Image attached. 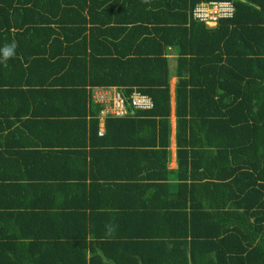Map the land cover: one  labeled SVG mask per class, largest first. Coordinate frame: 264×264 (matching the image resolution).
Listing matches in <instances>:
<instances>
[{
	"label": "trees",
	"instance_id": "obj_1",
	"mask_svg": "<svg viewBox=\"0 0 264 264\" xmlns=\"http://www.w3.org/2000/svg\"><path fill=\"white\" fill-rule=\"evenodd\" d=\"M211 2L232 16L192 19ZM13 41L0 264H264V0H0ZM112 88L152 105L99 136L92 95Z\"/></svg>",
	"mask_w": 264,
	"mask_h": 264
},
{
	"label": "built area",
	"instance_id": "obj_2",
	"mask_svg": "<svg viewBox=\"0 0 264 264\" xmlns=\"http://www.w3.org/2000/svg\"><path fill=\"white\" fill-rule=\"evenodd\" d=\"M232 14L233 7L230 2L196 4L191 11L192 19L203 22L207 27H213L218 19L230 18ZM92 101L101 106L99 111L101 118H104V116H121L126 113L128 108L136 110L149 109L152 105L151 100L146 95L133 91L126 98L113 88L112 90L104 89L93 94ZM101 134L102 130L99 129L98 135Z\"/></svg>",
	"mask_w": 264,
	"mask_h": 264
},
{
	"label": "crops",
	"instance_id": "obj_3",
	"mask_svg": "<svg viewBox=\"0 0 264 264\" xmlns=\"http://www.w3.org/2000/svg\"><path fill=\"white\" fill-rule=\"evenodd\" d=\"M170 125H171V135H170V140H169V154H170V156H169V164H168V168H167L169 170V172H171V171H173L175 169V162H174V141H173V133H172V129H173V115H172V120L170 121ZM101 127H102V124H101ZM168 177H169V174H168ZM176 189H177V183L175 181H173L169 177L168 180H167V192L174 193L176 191ZM158 197L161 198V199H164L163 193L161 192L160 194H158ZM165 201L172 202V201H177V200L172 199V198H169V199H166ZM168 229H166L164 227V230L162 231V233L164 234ZM170 234H172V236H175L176 235V231L173 230V232L170 233Z\"/></svg>",
	"mask_w": 264,
	"mask_h": 264
},
{
	"label": "clouds",
	"instance_id": "obj_4",
	"mask_svg": "<svg viewBox=\"0 0 264 264\" xmlns=\"http://www.w3.org/2000/svg\"><path fill=\"white\" fill-rule=\"evenodd\" d=\"M145 2H147V0H145ZM15 50H16V44L14 41L12 43L6 44L2 48H0V62H6L8 59L12 58L15 55ZM105 117L106 116H104V118ZM104 118L100 119L99 112H98V131H99V129H101L103 132V124L102 123H103ZM101 124H102V127H101ZM97 134H98V132H97ZM105 227H106V236H111L115 231V226L112 224H107V225H105Z\"/></svg>",
	"mask_w": 264,
	"mask_h": 264
},
{
	"label": "rangeland",
	"instance_id": "obj_5",
	"mask_svg": "<svg viewBox=\"0 0 264 264\" xmlns=\"http://www.w3.org/2000/svg\"><path fill=\"white\" fill-rule=\"evenodd\" d=\"M174 78H171L169 80V89H170V92H172V89H173V84H174ZM172 112V111H171ZM99 117L101 118V116L99 115ZM172 120V113H170V121ZM172 148V147H171Z\"/></svg>",
	"mask_w": 264,
	"mask_h": 264
}]
</instances>
